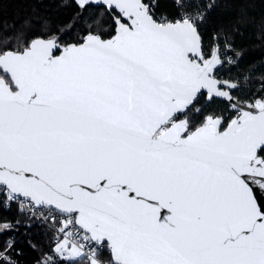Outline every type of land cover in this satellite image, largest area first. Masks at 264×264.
<instances>
[{
    "label": "snow or ice",
    "instance_id": "obj_1",
    "mask_svg": "<svg viewBox=\"0 0 264 264\" xmlns=\"http://www.w3.org/2000/svg\"><path fill=\"white\" fill-rule=\"evenodd\" d=\"M76 3L74 38L0 33V206L53 227L43 264H264V80L217 76L212 0Z\"/></svg>",
    "mask_w": 264,
    "mask_h": 264
},
{
    "label": "trees",
    "instance_id": "obj_2",
    "mask_svg": "<svg viewBox=\"0 0 264 264\" xmlns=\"http://www.w3.org/2000/svg\"><path fill=\"white\" fill-rule=\"evenodd\" d=\"M157 12L173 11L172 0H157ZM89 8H92L89 9ZM88 7L81 10L75 0H0V33H39L46 27L71 29L68 38L83 34L95 19L105 14V9ZM105 19H108L105 16ZM110 27V25H105ZM206 42L213 35L226 36L234 46L236 63L224 71L231 80L241 83L239 95L260 88L264 80V0H219L208 13L202 27ZM213 108L223 107L218 101ZM18 222V223H17ZM11 225L8 232L0 231V247L5 242H14L13 258L18 264H40L51 254L54 246V231L43 225H33L21 214L17 206L11 209L0 206V226ZM80 259L79 264L86 263ZM60 264H65L62 259Z\"/></svg>",
    "mask_w": 264,
    "mask_h": 264
},
{
    "label": "built area",
    "instance_id": "obj_3",
    "mask_svg": "<svg viewBox=\"0 0 264 264\" xmlns=\"http://www.w3.org/2000/svg\"><path fill=\"white\" fill-rule=\"evenodd\" d=\"M155 2L157 3V0H155ZM212 2L214 3V5L216 6L218 3H219V0H212ZM158 4V3H157ZM214 6V7H215ZM213 7V8H214ZM213 10V9H212ZM211 10V11H212ZM210 11V12H211ZM163 15H168V14H166V13H162ZM162 14H160V13H158L157 12V15L159 16V15H162ZM235 53V49H234V46L232 45V51H229L228 52V54H227V59H230L232 62L231 63H225L224 65H223V67H221L220 69H219V71H218V73H217V76L219 77V79H221V80H231L230 78H228L226 75H224V71L225 70H228V69H230L231 68V66H233L235 63H236V61H237V56H236V53ZM231 81H238V79H236V80H231ZM13 206H16V205H13ZM8 209V208H7ZM28 217V216H27ZM29 218V217H28ZM30 219V218H29ZM31 220V223H32V226L33 225H43V226H46V227H48V228H50V229H52L53 231H54V229H53V227L51 226V225H49V224H44V223H42V222H40V221H38V220H33V219H30ZM55 234V233H54ZM56 239V236H54V240Z\"/></svg>",
    "mask_w": 264,
    "mask_h": 264
},
{
    "label": "crops",
    "instance_id": "obj_4",
    "mask_svg": "<svg viewBox=\"0 0 264 264\" xmlns=\"http://www.w3.org/2000/svg\"><path fill=\"white\" fill-rule=\"evenodd\" d=\"M11 230V228H9V229H7V230H4L3 229V226H0V231H3V232H8V231H10ZM84 264H87V262L86 263H84Z\"/></svg>",
    "mask_w": 264,
    "mask_h": 264
},
{
    "label": "flooded vegetation",
    "instance_id": "obj_5",
    "mask_svg": "<svg viewBox=\"0 0 264 264\" xmlns=\"http://www.w3.org/2000/svg\"><path fill=\"white\" fill-rule=\"evenodd\" d=\"M91 7H93L94 9H96V8H99V7L102 8L103 6H94V5H92ZM103 8H104V7H103ZM89 9L92 10V8H89ZM94 9H93V10H94ZM239 93H240V92H238V93H236V94L239 95Z\"/></svg>",
    "mask_w": 264,
    "mask_h": 264
},
{
    "label": "water",
    "instance_id": "obj_6",
    "mask_svg": "<svg viewBox=\"0 0 264 264\" xmlns=\"http://www.w3.org/2000/svg\"><path fill=\"white\" fill-rule=\"evenodd\" d=\"M76 1V0H75ZM94 6H99V5H96V4H93Z\"/></svg>",
    "mask_w": 264,
    "mask_h": 264
},
{
    "label": "rangeland",
    "instance_id": "obj_7",
    "mask_svg": "<svg viewBox=\"0 0 264 264\" xmlns=\"http://www.w3.org/2000/svg\"><path fill=\"white\" fill-rule=\"evenodd\" d=\"M82 259V258H81ZM43 264V263H42Z\"/></svg>",
    "mask_w": 264,
    "mask_h": 264
}]
</instances>
